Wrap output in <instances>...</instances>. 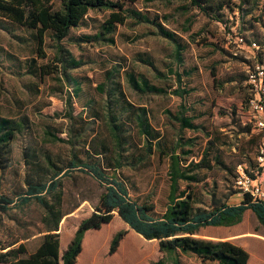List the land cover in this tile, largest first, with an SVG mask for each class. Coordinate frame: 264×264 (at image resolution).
<instances>
[{
	"label": "rangeland",
	"instance_id": "rangeland-1",
	"mask_svg": "<svg viewBox=\"0 0 264 264\" xmlns=\"http://www.w3.org/2000/svg\"><path fill=\"white\" fill-rule=\"evenodd\" d=\"M118 1L155 17L179 37L185 46L180 64L173 58L171 43L155 33L153 25L131 17L104 35L111 42L95 38L107 11H89L59 41L62 49L81 61L65 69L56 59L48 32L38 45L33 30L1 22L0 117L23 120V125L0 152V193L14 197L23 192L24 177L33 175L30 160L34 159L23 152L34 151L36 159L45 155L58 166L71 159L78 164L99 162L106 174L115 172L125 183L130 198L160 215L167 203V155L188 150L185 158L193 161L206 152L211 167L200 170L198 182L178 181L179 189L187 188L200 208L236 202L241 197L235 193L237 166L251 169L260 136L246 120L247 99L252 96L246 81L251 50L238 49L232 35L240 32L258 43L264 60V0H249L231 10L223 7L217 20L184 0ZM239 1L230 0L235 5ZM40 65L47 73L39 71ZM170 69L181 73L180 84L168 73ZM128 74L165 91L138 92L129 85ZM72 81L78 84L76 92ZM177 85L191 90L180 98L171 93ZM67 96L70 107L64 104ZM179 104L197 129L179 127L173 117ZM247 125L249 132L244 129ZM85 172L75 168L60 176L61 208L68 212L58 223L60 252L103 190L104 184ZM229 192L233 193L227 198ZM41 215L35 202L2 213L0 244L17 240L10 247L22 242L25 254L32 252L43 234ZM118 231L120 238L109 252L110 239ZM160 258L169 264L157 240L143 238L113 212L107 223L84 232L74 264H154ZM178 259L181 264H216L190 254H179Z\"/></svg>",
	"mask_w": 264,
	"mask_h": 264
},
{
	"label": "trees",
	"instance_id": "trees-1",
	"mask_svg": "<svg viewBox=\"0 0 264 264\" xmlns=\"http://www.w3.org/2000/svg\"><path fill=\"white\" fill-rule=\"evenodd\" d=\"M0 0V27L2 21L16 24L25 29L33 30L36 44L40 45L44 32H48L50 39L55 43L57 50V61L61 63L62 69L74 68L81 64L79 59L71 57L68 52L58 44L66 35L70 28L76 27L89 11H107L100 29L94 34L95 38H104L110 33L116 23H123L127 17L133 18L136 22L149 23L155 27V33L167 39L172 45V55L177 62H181V53L185 46L179 37L162 26L155 17H148L138 10L124 6L118 0ZM151 1V0H145ZM169 1V0H167ZM189 6L198 9L203 15L219 19L221 9L227 7L229 10L233 6L240 7V3H249V0H240L238 4H232L230 0H184ZM246 12V11H245ZM5 27V26H3ZM241 36L243 41L249 42L245 36ZM86 37V36H85ZM111 42V38H104ZM255 42V41H254ZM256 49L251 50V60L249 66L261 60L259 44ZM253 51V52H252ZM150 65V62H148ZM39 71L47 73L46 69L40 65ZM169 74L173 75L176 84H180L181 73L172 69ZM188 74L189 72H185ZM129 85L138 92L164 93V89L150 84L145 78L135 79L132 74L127 75ZM74 91L78 90V84ZM189 89L176 86L171 90L180 98L190 92ZM70 97L64 99L65 106L70 107ZM186 109L179 104L178 113L174 119L180 128L197 129L190 116L183 115ZM23 120L9 117H0V152L5 151L9 141L16 132L22 128ZM140 125L144 126L147 132V124L144 118L140 119ZM249 125V124H248ZM245 126V131L249 132V126ZM264 133V128L259 131V136ZM260 138V137H259ZM181 142H177L178 147ZM176 149V148H175ZM180 152V153H179ZM172 151L168 153V192L167 203L160 215H153L149 206L138 203L130 198L125 183L119 179L115 172L109 175L99 162L78 164L71 159L64 166H58L50 160L48 156H43L42 160L36 159L34 151H24L26 157H34L30 160V167L33 175L24 177V190L22 193L9 197L0 193V216L11 208H22L31 202L37 203L42 208L40 222L43 232L41 241L35 249L26 253V247L22 242L10 247L17 240L7 245L0 244V263L4 264H74L75 257L80 251L81 240L85 231L96 229L101 224L107 223L113 212L127 224L134 232L145 239L157 240L158 250L162 256L168 259L169 264H181L178 259L179 254H190L200 261H212L216 264H245L247 252L230 241L211 240L201 238L194 234L200 227L206 225H228L238 222L245 208H249L255 214L258 222L264 227V204L260 200H252L251 197L242 193L237 204L225 202L211 204L209 208L195 206L192 194L186 188L179 189L178 181L186 184L198 182L202 179L200 170L210 168V161L206 160V152L197 160H187L185 155L188 150ZM215 162L219 163L218 156L214 155ZM86 171L98 183L104 184L102 192L99 194L93 210L90 214L79 220L72 233L70 241L65 249L59 251L58 223L68 212H63L61 208L62 191L60 189V176H66L71 169ZM114 168V166H113ZM253 177L255 160L251 169L243 168ZM44 176H47L44 178ZM237 189V188H236ZM233 192L227 194V198ZM235 193H239L238 189ZM1 225V218H0ZM120 232H116L110 239L109 252H112L120 238ZM2 250V251H1ZM154 264H164L162 258Z\"/></svg>",
	"mask_w": 264,
	"mask_h": 264
},
{
	"label": "built area",
	"instance_id": "built-area-1",
	"mask_svg": "<svg viewBox=\"0 0 264 264\" xmlns=\"http://www.w3.org/2000/svg\"><path fill=\"white\" fill-rule=\"evenodd\" d=\"M233 42L240 50L257 48L254 41L245 42L241 36L235 35ZM246 81L252 91L247 99V118L252 129L262 131L264 128V62H255L246 70ZM255 169L253 177L237 166L234 185L239 193L248 194L252 200H260L264 204V133L260 136L254 152Z\"/></svg>",
	"mask_w": 264,
	"mask_h": 264
},
{
	"label": "crops",
	"instance_id": "crops-1",
	"mask_svg": "<svg viewBox=\"0 0 264 264\" xmlns=\"http://www.w3.org/2000/svg\"><path fill=\"white\" fill-rule=\"evenodd\" d=\"M241 197L234 203L237 204ZM194 234L203 238L230 241L247 252L245 264H264V227L251 209L245 208L239 222L231 225H206ZM198 229V230H199Z\"/></svg>",
	"mask_w": 264,
	"mask_h": 264
}]
</instances>
